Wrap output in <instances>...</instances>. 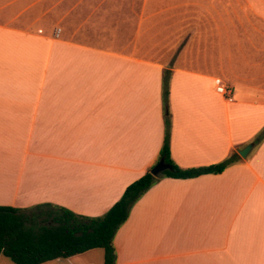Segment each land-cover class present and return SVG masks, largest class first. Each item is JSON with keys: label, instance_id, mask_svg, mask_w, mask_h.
Here are the masks:
<instances>
[{"label": "crops", "instance_id": "0c3cea01", "mask_svg": "<svg viewBox=\"0 0 264 264\" xmlns=\"http://www.w3.org/2000/svg\"><path fill=\"white\" fill-rule=\"evenodd\" d=\"M242 3L256 10L240 31H196L154 58L148 17L130 22L121 0H0V206L104 216L157 163L169 117L180 168L239 160L160 179L118 231L116 264H264V0Z\"/></svg>", "mask_w": 264, "mask_h": 264}, {"label": "trees", "instance_id": "16d2710c", "mask_svg": "<svg viewBox=\"0 0 264 264\" xmlns=\"http://www.w3.org/2000/svg\"><path fill=\"white\" fill-rule=\"evenodd\" d=\"M170 72H165L163 99L168 112ZM170 118H166V137L157 163L140 179L127 187L121 199L104 215L90 218L53 205H42L28 214L0 206V257L14 264H44L67 259L95 249L104 251V264H116L114 244L120 228L128 220L134 205L162 178L191 179L221 174L239 160L237 153L225 161L203 168L182 169L173 161L170 149ZM163 163L168 169L160 176L151 171ZM48 225L38 226L40 221Z\"/></svg>", "mask_w": 264, "mask_h": 264}, {"label": "rangeland", "instance_id": "374dc122", "mask_svg": "<svg viewBox=\"0 0 264 264\" xmlns=\"http://www.w3.org/2000/svg\"><path fill=\"white\" fill-rule=\"evenodd\" d=\"M119 7L126 12L122 16L129 17L135 25L141 17H148L151 30L148 46L157 50L152 54L154 58L164 56L161 49L168 52L164 57L174 58L177 48L184 46L196 31L225 30L226 26L240 31L248 24L243 16L256 10L248 8L242 0H121ZM44 225L48 223L42 220L38 226Z\"/></svg>", "mask_w": 264, "mask_h": 264}, {"label": "water", "instance_id": "95a60500", "mask_svg": "<svg viewBox=\"0 0 264 264\" xmlns=\"http://www.w3.org/2000/svg\"><path fill=\"white\" fill-rule=\"evenodd\" d=\"M253 148L252 145L248 146L247 148L243 149V150H239L238 153L243 157L246 158L248 153L251 151V149ZM168 168L163 164V163H159L158 165H156L151 173L154 176H159L161 175L164 171H166Z\"/></svg>", "mask_w": 264, "mask_h": 264}, {"label": "built area", "instance_id": "2783aa9c", "mask_svg": "<svg viewBox=\"0 0 264 264\" xmlns=\"http://www.w3.org/2000/svg\"><path fill=\"white\" fill-rule=\"evenodd\" d=\"M217 92H218V94L224 96L228 101H230V102L233 101L232 93L226 87H224V86H218L217 87Z\"/></svg>", "mask_w": 264, "mask_h": 264}]
</instances>
